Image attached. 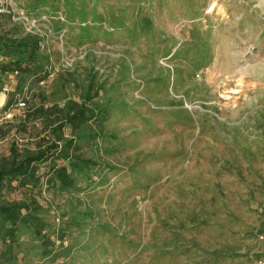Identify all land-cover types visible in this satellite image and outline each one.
I'll use <instances>...</instances> for the list:
<instances>
[{
    "label": "rangeland",
    "instance_id": "1",
    "mask_svg": "<svg viewBox=\"0 0 264 264\" xmlns=\"http://www.w3.org/2000/svg\"><path fill=\"white\" fill-rule=\"evenodd\" d=\"M17 1L26 10L24 0ZM121 2L127 29L107 26L106 32L100 22L97 37L85 28L68 31L60 10H26L39 18L49 61L46 79L34 86L63 104L80 99L94 77L104 85L99 97L117 104L108 127L119 139L97 152L121 171L97 189L83 187L69 197L44 190L40 196L51 205L55 224L66 220L65 202L75 196V202H92L94 221L111 231L102 246V235L90 236V225L81 240L101 246L97 250L105 255L69 260L264 264V0ZM142 14L151 16L153 26L136 37ZM225 61L231 72L218 77L214 68ZM24 107L15 105L13 127L0 136V154H8L12 142L30 145V134L41 129L40 121H31L30 132L23 131ZM77 233L74 228L71 234ZM20 264L50 263L29 255Z\"/></svg>",
    "mask_w": 264,
    "mask_h": 264
},
{
    "label": "trees",
    "instance_id": "2",
    "mask_svg": "<svg viewBox=\"0 0 264 264\" xmlns=\"http://www.w3.org/2000/svg\"><path fill=\"white\" fill-rule=\"evenodd\" d=\"M23 3L30 14L60 10L72 33L86 32L85 28L89 33L96 31L97 37L102 27L100 22L105 23L106 32L107 26L127 29L128 10L121 0L118 5L106 0H24ZM151 19L147 14L138 20L141 31L135 30L136 37L143 31L144 34L151 31ZM88 21L95 26H89ZM41 39L25 34L8 16H0V90L2 83L14 77L10 82L13 90L4 108H14L23 99L25 107L19 123L23 131L30 132L31 121L42 123L35 136L30 134L35 138L30 145L12 142L9 153L0 154V264H20L29 255L39 256L45 263L72 264L69 258L85 257L97 251L105 255V249L101 252L97 250L99 246L81 240L90 225V236L102 235L97 239L102 245L103 237L102 246L111 235L100 221H94L98 210L90 201L75 202L76 197L70 196L65 202L70 212L58 225L50 221L51 205L40 200L44 190L55 196L67 193L69 197L83 187L89 191L97 189L110 173L121 171L101 161L97 152L106 143L119 139L108 127L117 104L99 97L104 85L94 77L80 99L69 98L63 104L50 102L45 91L34 86L47 77L49 61L42 52ZM14 70L18 73L6 76L7 80L3 78L5 72ZM14 117L0 123V136L10 133ZM111 150L110 145L106 152ZM74 228L79 230L76 235L71 234ZM69 237L71 240L66 243Z\"/></svg>",
    "mask_w": 264,
    "mask_h": 264
},
{
    "label": "built area",
    "instance_id": "3",
    "mask_svg": "<svg viewBox=\"0 0 264 264\" xmlns=\"http://www.w3.org/2000/svg\"><path fill=\"white\" fill-rule=\"evenodd\" d=\"M28 15L29 14L19 5L17 0H0V16H8L10 21L22 27L25 34H32L42 38L44 32L39 24V18H30ZM17 73L18 70H14V72L7 71L3 74V78L6 76H14ZM5 80L7 79L5 78ZM1 86L0 96L3 94L5 98L3 102H0V123L14 117V108H4L8 94L12 90V84L7 80L2 83ZM18 106H25L23 99H20Z\"/></svg>",
    "mask_w": 264,
    "mask_h": 264
},
{
    "label": "bare ground",
    "instance_id": "4",
    "mask_svg": "<svg viewBox=\"0 0 264 264\" xmlns=\"http://www.w3.org/2000/svg\"><path fill=\"white\" fill-rule=\"evenodd\" d=\"M214 69L218 70V72H221V75H218V77H223V78H224L225 73L231 72V69L229 68L227 61H225V63L221 67H219V68L215 67ZM218 77H216V78H218ZM216 78L213 77V80H215ZM4 98H5V95L2 94L0 96V102H3Z\"/></svg>",
    "mask_w": 264,
    "mask_h": 264
}]
</instances>
